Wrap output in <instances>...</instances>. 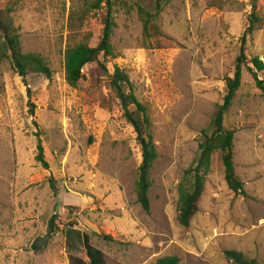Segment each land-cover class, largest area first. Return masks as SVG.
I'll use <instances>...</instances> for the list:
<instances>
[{"label": "rangeland", "instance_id": "374dc122", "mask_svg": "<svg viewBox=\"0 0 264 264\" xmlns=\"http://www.w3.org/2000/svg\"><path fill=\"white\" fill-rule=\"evenodd\" d=\"M95 1H13L23 52L42 54L53 75L23 78L9 59L0 64V264H70L71 257L88 263L84 234L106 264H155L168 255L181 264H232L226 250L264 264V96L247 71L254 57L264 63V0H171L159 19L165 35L159 50L143 48L138 15L153 0H115L117 58L101 63L110 74L124 69L148 108L159 153L150 214L136 201L137 135L105 70L86 66L76 89L66 81L70 18L82 25L79 40L88 37L94 47L101 39ZM8 3L0 0V9ZM252 14L258 22L246 47L249 61L225 118L236 130L235 167L246 195L228 188L216 154L200 211L184 228L177 221L178 186L223 102ZM259 75L264 81V71ZM39 138L49 170L35 160ZM50 176L59 181L58 197Z\"/></svg>", "mask_w": 264, "mask_h": 264}, {"label": "trees", "instance_id": "16d2710c", "mask_svg": "<svg viewBox=\"0 0 264 264\" xmlns=\"http://www.w3.org/2000/svg\"><path fill=\"white\" fill-rule=\"evenodd\" d=\"M9 0L5 10L0 9V64L9 59L13 70L23 78L29 75H41L50 79L53 71L47 59L38 53H24L21 43L19 28H16L12 18L17 2ZM171 0H153L149 6H139L138 15L142 23L143 48L148 50L163 49L165 45L162 39L164 33L159 25L160 16L164 8ZM115 0H96L91 8L101 13L102 35L99 43L92 47L89 38L79 40L82 25H77L73 17L69 20L70 33L65 51V74L67 84L71 88H78L84 78L83 70L86 66L97 63L102 67L109 78V84L117 96V100L124 112L126 120L132 125L137 135V141L141 148L142 163L138 170V178L135 184L136 201L146 213L151 212L150 191L153 187L151 171L158 160L159 153L154 142L153 125L146 105L141 103L135 95L134 84L129 74L122 68L115 66L114 73L110 74L106 66L101 63V58L107 62L117 58L112 38L116 28L114 18ZM250 24L241 38V50L236 59L232 76L225 80L226 94L223 102L216 106L210 124L201 131L198 140V151L185 170L184 176L178 186L177 221L184 228H189L194 217L200 211V202L205 192L208 177L212 170L213 158L221 155L224 168V179L228 188L239 195H246L245 184L238 177L235 167V135L236 130L225 126V118L228 115L243 83V73L248 64L246 55L249 38L256 29L258 19L251 15ZM253 68L247 71L252 76L257 88L264 96V81L260 79V73L264 71V63L254 57L250 60ZM36 162L44 169L50 166L45 157L44 148L39 138L37 144ZM51 191L56 197L60 194L59 181L53 176L48 178ZM58 199V198H57ZM53 229V225L51 226ZM106 241H115L112 236H102ZM83 243L86 248L89 262L78 257H71L70 264H106L101 251L94 249L90 244L88 235H83ZM35 252L43 249L38 243L33 246ZM226 258L232 264H259L255 259H250L241 252L234 250L225 251ZM182 260L177 255L160 257L155 264H181Z\"/></svg>", "mask_w": 264, "mask_h": 264}, {"label": "water", "instance_id": "95a60500", "mask_svg": "<svg viewBox=\"0 0 264 264\" xmlns=\"http://www.w3.org/2000/svg\"><path fill=\"white\" fill-rule=\"evenodd\" d=\"M57 204H58V208H57V211H58L62 207V202L59 198L57 199ZM45 242H47V239H44L43 241L38 242V246H42Z\"/></svg>", "mask_w": 264, "mask_h": 264}]
</instances>
